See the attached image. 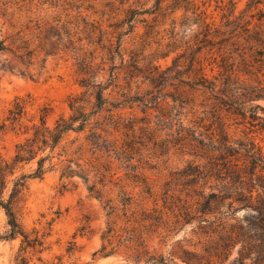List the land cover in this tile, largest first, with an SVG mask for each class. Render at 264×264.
<instances>
[{"label":"rangeland","instance_id":"374dc122","mask_svg":"<svg viewBox=\"0 0 264 264\" xmlns=\"http://www.w3.org/2000/svg\"><path fill=\"white\" fill-rule=\"evenodd\" d=\"M0 7L4 35L22 32L28 40V50H34L30 61L32 77L17 71L25 68L11 54L0 53V123L7 125L0 136L2 159H12L16 145L23 140V136L16 129L11 130L6 121L17 98L27 101L26 114L21 120L23 124L30 127V121L38 123L39 110L48 108L46 120L51 125L59 116L69 115V98L84 91L79 85L82 76L76 72L72 53L63 48L66 44L63 42L57 48L52 45L58 43L60 34L59 25L52 22L53 18H65V14L58 15L61 9L70 17L79 11L82 17L94 20L113 35L114 41L118 33L128 29L126 20L131 16L130 11L147 12L140 16L132 14L136 20L144 22H137L133 32L121 39L123 51L137 46L138 66L142 73L151 66H159V72L163 71L179 56L182 57L177 64L185 71L195 55L189 70L190 78L200 71L209 80L216 78L217 83L223 82L229 73L236 80L235 85L264 82V69L262 74L256 73L255 68L259 65L253 63L259 57L247 50L245 42L247 35L254 31H261L264 36V0H0ZM261 13L262 24L255 28L260 23ZM39 18L47 19L48 23L37 25ZM206 25L212 33L209 36L211 47L204 41ZM246 28L249 32H245ZM199 48L201 51L195 54ZM248 52L250 54L244 55L247 61H244L242 55ZM248 55L253 56L249 58ZM249 61L253 67L244 75L242 71L246 70L245 63ZM144 75H138L134 80L136 85L124 87L131 97L161 91L169 97L188 96L197 105H211L215 103L214 96L219 95L217 88L211 92L202 87H152ZM112 96L114 94L109 98ZM165 101L171 103L170 98ZM260 105L264 107L263 102ZM141 108L135 103L115 114L120 120H134V137L124 125L118 132L111 130L109 136L133 146L130 164L136 167L137 177H133L134 172L113 154L110 158L99 154V162L106 170L105 186L99 184V177L93 173L87 181L76 176L61 178L60 169L47 172L42 179L28 180L16 205L17 219L25 234L43 244L35 250L23 251L25 245L21 236L1 240L0 264H130L127 256L133 242L126 240L125 231L131 228L143 232L150 250L163 254L178 243L184 249L192 250L191 244L204 239L198 227L209 224L200 220H212V216L185 214V209L195 200L187 197L192 194L191 188L185 186V180L179 176L186 162L194 159L175 146L164 128L160 127L162 130L157 137L145 133L144 119L149 117L153 123L156 112L143 114ZM220 115L224 117L230 135L238 137L243 132L248 133L264 151V131L255 128L249 133L252 128L241 124L239 118L228 116L224 111H220ZM74 137L75 134L69 135L62 145L71 147L72 151L76 144L69 142ZM89 158V153L84 154L83 159ZM34 168V163L19 165L15 175ZM94 182L95 188L90 192L88 188ZM125 197L134 200L126 211L122 205ZM142 211L148 215L142 216ZM160 215L164 225L159 223ZM251 215V211L240 209L232 217L243 221ZM132 216L137 220L126 222ZM7 229L5 214L0 210V235Z\"/></svg>","mask_w":264,"mask_h":264},{"label":"trees","instance_id":"16d2710c","mask_svg":"<svg viewBox=\"0 0 264 264\" xmlns=\"http://www.w3.org/2000/svg\"><path fill=\"white\" fill-rule=\"evenodd\" d=\"M54 7L57 8V5ZM65 12L61 9L58 13L65 14L64 19L60 16L53 18L52 22L59 25L60 34L58 43L52 45L57 48L63 42L66 44L63 48L72 53L76 72L82 76L79 85L84 91L69 98V115L59 116L51 125L46 120L48 108L39 110L38 123L30 121V127L23 124L21 120L26 114L27 102L24 99L17 98L13 108L8 111L6 121L11 130L16 129L23 136V140L16 145L12 159L0 158V210L5 214L8 227L0 235V241L21 236L25 245L23 251L28 248L35 250L43 244L37 238L31 239L25 234L17 219L16 205L28 180L42 179L47 172L60 169L61 178L76 176L87 181L93 173L99 177V184L105 186L106 170L99 162V154L107 158L113 154L134 172L133 177H137L136 167L130 164L132 151L135 150L133 146L109 138L111 130L118 132L121 125L134 137V120H120L115 114L117 110L131 108L137 103L142 107L143 114L156 112L153 123L149 117L144 119L145 133L157 137V133L161 132L159 130H162L160 127L164 128L175 146L194 159L186 162L185 168L179 172V176L185 180L184 185L191 188L192 194L187 197L195 200L194 204L185 209V214L210 215L212 220H200L209 226L198 227L204 239L191 244L192 250L184 249L178 243L166 254L150 250L145 244L143 232L136 228L128 229L125 231L126 240L133 243L127 261L130 264H264V151L248 133L243 132L238 137L230 135L225 119L220 115V111H224L228 116L239 118L241 124L252 128L249 133L255 128L264 131V107L260 105V102L264 103V82L235 85L237 82L229 73L223 82L217 83L216 78L209 80L200 71L190 78L189 70L195 55L185 71L179 69L177 60L182 57L179 56L172 66L163 71L159 72V66H151L142 73L138 66L137 46L128 52L123 51L121 46L122 37L132 33L137 22H144L132 17L135 11H130L131 16L126 20L128 29L118 33L115 41L111 33L102 29L94 20L82 17L79 11L71 17ZM145 13L137 12L135 15ZM262 18L261 13L258 19L260 23L255 28L260 27ZM37 21L40 22L37 25L48 23L44 18ZM205 27L204 41L211 47L209 36L212 33L208 25ZM2 28L0 25V53L11 54L25 68L17 71L32 77L30 61L34 50H28L25 35L22 32L4 35ZM245 32H249V29L246 28ZM245 42L247 50L255 52L259 57L253 63L259 65L255 68L256 73L262 74L263 33L254 31L247 35ZM200 51V48L197 49L195 54ZM249 52L242 55L244 61H247L244 55ZM248 56L250 58L253 55ZM195 63L198 61L195 60ZM245 64L246 70L242 72L247 75L253 65H249L250 61ZM139 74H145L143 77L152 87H202L211 92L217 88L219 95L214 96L215 103L211 105H197L188 96L169 97L161 91L131 97L124 87L136 85L134 80ZM108 90L110 93L107 94ZM111 94L114 96L109 98ZM167 98H170L171 103L165 101ZM185 120H188L186 124ZM6 128L5 122L0 123V136ZM71 134H75V137L69 143L76 144L72 151L71 147L62 145ZM86 153L90 154L88 160L83 159ZM32 163L34 169L15 175L19 165ZM140 179L143 180L142 177ZM95 183L88 188L90 192L94 190ZM121 192L126 195L124 191ZM124 199L122 205L126 211L127 206L134 204V200L131 197ZM240 209L249 210L252 215L243 221L235 220L232 216ZM141 213L142 216L148 215L144 211ZM133 217L126 222H135L137 219ZM159 223H163L161 215Z\"/></svg>","mask_w":264,"mask_h":264}]
</instances>
